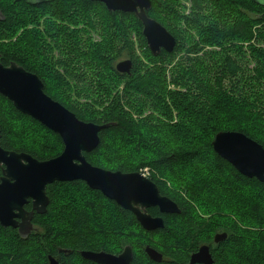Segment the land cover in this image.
I'll return each mask as SVG.
<instances>
[{"label": "trees", "instance_id": "obj_1", "mask_svg": "<svg viewBox=\"0 0 264 264\" xmlns=\"http://www.w3.org/2000/svg\"><path fill=\"white\" fill-rule=\"evenodd\" d=\"M51 1L55 0H0V9L3 12V18L0 17V35L15 23L25 24L22 16L17 15L18 8L22 5L40 7L51 4ZM64 1L55 2L62 3L60 5L65 12L76 11L79 7H85V10L93 8L100 16H107L112 20L113 27H108L109 30L104 32L105 36L107 32L112 33V38H105L108 44L112 41L107 48L109 55L105 58V64L94 59L97 60V66L94 67L102 69L98 70L101 74L108 72L113 81H118L113 88H103V84L101 85L107 92L112 91V98L98 106L100 109L94 108L90 113L65 102L61 95L59 97L51 91L50 85L54 81L63 87L74 82L82 84L90 75V71L78 72L76 68L71 67L72 63L69 64L64 59H60L59 66L53 68L48 64L49 59L53 58L38 54L36 50L31 53L21 47L24 39L22 34L16 37V41L12 38H0L1 62L9 65L15 61L26 70L36 73L44 82L46 93L74 112L80 120L99 125L108 124L99 132L98 146L85 153L86 159L95 166L113 171L133 172L150 168V177L157 182L163 193L180 206V212L164 215L163 227L145 230L133 213L119 206L101 191L90 188L83 180L54 181L47 186L50 199L47 210L44 213L36 212L33 217L34 226L37 228L34 232L23 237L16 229L0 224V264H48V255L56 254L59 248L71 250L67 258L74 264H89L86 260L76 263L79 251L106 250L119 253L125 245H131L134 251L132 264H189L190 255L200 244L210 246L212 264H235L231 261L232 250L236 251L235 256L240 254L238 264H264V181L241 174L213 148V140L221 131L242 132L264 147V117L249 110L242 102L240 107L235 106L236 103L224 91H220L227 90L232 96L239 97L238 90L240 88L241 91L248 70L242 62L243 57L240 56L239 59L227 47L229 41L249 42L257 66L248 78L256 85L263 82L264 0H188V24H185L187 28L190 27L189 22L195 24L198 27V36L189 38L188 47L180 50L179 47L184 46L180 39L182 33H177L166 20L169 19L178 28L177 18L182 14L177 10V0H166L165 9L161 11L156 10L157 2L152 0V7L147 14L162 23L177 41L174 51L170 53L162 50L157 55L150 50L143 35V24L134 13L110 11L103 2L96 0ZM215 5L226 10L231 9V16L234 14L237 20L225 28L205 24L203 21L209 16L206 11L208 8H215ZM83 22L82 28L73 30L76 31L73 35L76 42L82 37V44L87 42L82 45L81 53L77 49L78 53L72 55V59L79 60L80 64L82 61L86 64L88 56L93 55L92 52L98 49L102 55L106 48V40L103 37L95 43L94 40L88 42L96 35L95 25L86 15ZM114 27L118 30L115 31ZM132 34L136 35L137 41L132 39ZM137 47L155 64L150 69L144 70L138 65L141 55L138 54ZM90 48L92 50L89 55L87 52ZM177 51L179 59L182 60L177 62V66L183 61L190 62L192 67L187 72L193 82L201 83L200 87L204 84L209 91L211 87H215L216 91H220L217 95L227 100L226 103L214 102L216 110L209 113L200 112L197 107L194 112L185 105L183 98L172 93L167 87V72L170 70L157 66L156 62L162 57L175 55ZM240 51L243 52L242 49ZM200 53L212 58L209 62L203 61ZM122 58L132 61L130 73L117 69V64ZM54 59L56 60V57ZM116 62L118 63L115 64ZM84 64L81 66L86 68ZM196 64L202 67L197 68ZM89 69L93 74L95 68ZM204 72L209 77L207 81H201V76H198ZM167 98L170 100L167 101ZM176 109H179L182 121L191 115L196 122L193 120L190 126H184L182 122L178 124V121H172V113ZM22 119L35 124L33 126L42 134L40 140H35L31 135L27 140L23 139L22 135L31 134L34 130L31 127L29 132L23 133ZM192 126L196 133L185 142H176L168 135L186 131ZM0 130V142L4 148L27 152L41 160L55 157L64 149L63 140L56 132L17 110L1 93ZM209 158L213 159L214 167H217L220 173L219 185L213 184L207 176L192 177L186 167L189 162L198 160L201 163ZM177 167L183 179L180 184L178 180L172 184L169 176ZM2 168L0 165V177ZM205 193L217 199L228 194V205L232 206V209L225 208L226 205L208 206L204 200L206 198L202 197ZM26 207L31 208V202ZM111 207L123 218V225L119 228L114 227V223L110 224L112 218L108 219V215L112 213ZM207 208L211 209V212H206ZM127 227L136 229L138 234L145 238L139 240V243H134V240L129 238L130 232L124 229ZM218 230L226 232L227 237L215 243L214 235ZM111 233L117 238L115 242H110L104 237ZM146 245L160 251L165 259L160 262L150 259L144 250ZM250 251L254 253L256 263L247 256Z\"/></svg>", "mask_w": 264, "mask_h": 264}, {"label": "water", "instance_id": "obj_2", "mask_svg": "<svg viewBox=\"0 0 264 264\" xmlns=\"http://www.w3.org/2000/svg\"><path fill=\"white\" fill-rule=\"evenodd\" d=\"M103 2L108 10L134 13L143 24V35L153 54L162 50L174 51L176 37L147 11L152 0H96ZM132 61L127 59L117 64L120 72H131ZM0 93L14 107L39 121L63 140L64 149L52 158L41 160L27 152L6 149L0 142V224L19 229L25 237L32 232L34 212L44 213L50 199L47 186L54 181L83 180L90 188L101 191L120 206L131 210L141 226L155 230L164 226L162 217H153L147 207L157 205L163 212H180L178 204L164 196L156 183L140 171L122 172L108 170L91 164L85 156L99 142V132L108 126L80 120L74 112L45 91L42 79L22 65L13 61L4 65L0 61ZM1 138V130H0ZM217 154L232 164L241 174L264 181V147L258 141L239 131L218 132L213 140ZM31 200L32 210L25 205ZM227 233L214 236V242L226 239ZM150 259L161 261L162 253L147 245ZM84 257L102 264H131L133 252L126 246L119 255L106 252L83 251ZM212 264L209 245H202L190 256L189 264ZM50 264H59L50 257Z\"/></svg>", "mask_w": 264, "mask_h": 264}, {"label": "rangeland", "instance_id": "obj_3", "mask_svg": "<svg viewBox=\"0 0 264 264\" xmlns=\"http://www.w3.org/2000/svg\"><path fill=\"white\" fill-rule=\"evenodd\" d=\"M55 1L54 2L51 1V4L43 5L40 7L39 6L31 7V5L28 6L22 5L21 7H19L18 8L19 12L17 13V15L19 17L22 16L21 19L25 20L23 21L25 24L15 23V25L9 28L6 32H2L0 38L1 39L12 38L13 41H16V37L22 34L24 36V39L21 47L26 50L28 49L31 53L36 50L38 54L42 53L43 56L45 57L53 58V59H49L48 61V64H50V66H52L53 68L59 66V63L61 62L60 59L62 60L64 59L68 61L69 64L72 63L73 65H71V67L76 68L78 72L90 71V75L86 77L87 78L86 81L83 82L82 84H79L80 87L77 84V82H74L73 84L70 83L71 85L70 84L67 85L66 83L67 86L63 87L62 85H59L55 81L49 87L52 92H55V94H57L58 96L61 95V99H63L65 102L71 104L72 106L78 108L79 110L81 109L86 113H90L94 108L100 109L98 108V106L104 104L109 98H112L113 96L112 91L107 92L106 89L103 88H108V87L113 88L114 84L118 83V81H113V78L108 72L104 71L102 72L103 74H101L98 70H102V69L100 68L97 69L96 67H94L97 66L96 65L97 60H99L101 64H105V58H107V55H109V50L107 48L112 44V41L109 42L108 44V41L105 38H107L108 40L112 38V33L110 34L107 32L105 36L104 32L109 30L108 27H113L111 26L112 20L107 16H100L97 10L93 8L85 10L84 9L85 7H79L76 11L74 10V11L65 12L63 11L64 8L60 5L62 3ZM155 1L157 2L156 10L161 11L165 9L164 3L166 0H155ZM189 6L190 3L188 0H177V8H178L177 10L179 13L182 14V16L177 18V21L179 23L178 28L176 24L172 23V21L166 18L167 22L172 24L173 29L177 33L179 32L182 33V37L180 39L181 42L182 41L184 42V46L179 47V50L188 47L189 38H191L192 36L194 37L198 36V27H196L195 24H192L188 21L190 27L187 28L186 25L188 24L186 19L188 18L187 9ZM84 10H85V15L89 19H91V21H93L95 25L94 33H96V35H94L93 39L90 38L89 39L90 41L88 42H92V40H94L95 43L97 40H99V38L102 40L103 37L106 40V43L104 44L106 48L102 55L98 52L97 49L96 51L92 52L93 53L92 56L90 55L92 48H90L89 51L87 52V54L90 55L88 56L89 57L88 61L86 62V64H84V62L82 61L80 64L79 60L74 61L72 59V55L77 54L78 51H80L81 53L83 51L82 45L86 44L87 42L82 44L83 37L79 42H76L75 37H73L76 31L73 30H78L83 27V23H84L83 18L85 16ZM206 13L210 17L207 16V20L203 22L205 24L215 25V27L218 28H225L226 25L228 27L233 21L237 20V17L234 14L231 16V9L227 8L226 10L224 7L218 5H215V8H208ZM218 21H221V23ZM114 30L116 31L118 29L114 27ZM132 39L137 41L135 34H132ZM227 47L230 48V50L233 51V53H235L239 57V59L240 56L241 58L243 57L242 62L244 65H246L248 70L246 72L245 83L242 86L241 91L240 88L238 90V93L240 94L239 97L232 96L227 90H220V91H224L227 94V96L237 104V105L234 104L235 106L240 107V102H242L245 106L248 107L249 110L264 117V92H263L264 78H263V82L257 85L248 78L252 74V72L254 73V69L257 66L256 60L252 57V53H251V50L253 49H251L249 42H240L238 40L234 42L229 41ZM77 49L78 51H76ZM240 49H242L243 52H241ZM137 52L139 55H141L140 56L141 61L138 64L141 69L148 70L155 65L148 56L143 55L141 53V49L139 47H137ZM94 54H96L97 56H94ZM168 56L160 58V60L156 62V65L166 67L168 70H170L167 72V81L171 84L167 82L168 83L167 87L170 90H172V93L174 95L183 98L186 101L185 105L189 109L195 112V108L197 107L198 111L209 113L211 110H216L215 109L216 105L214 104V102H218V103L227 102V100L217 95L220 91H216L214 89L215 87H211L209 91L204 87V84L203 87H200L201 83L195 84L193 82V80L191 79V77L187 72V70L192 67L190 62L183 61L181 65L177 66V62L182 61L179 59L180 56L178 55V51L176 52L175 55L173 54ZM199 56L203 57V61L205 60L207 62H209V59L212 58L210 55L209 56L203 55V53H200ZM54 57H56V60L54 59ZM94 59L97 60L94 61ZM124 60L127 59L120 60L119 62ZM117 63L118 62H116L115 64ZM83 64L86 68L81 66ZM78 65L80 66L78 67ZM196 67L198 68L202 66L196 64ZM89 68H95L93 74L91 73V70ZM59 69L61 70L60 67ZM205 70H207V68H205ZM60 72L62 73V71ZM198 76L199 77L201 76L200 77L201 81H207L206 79L209 78L205 72ZM206 83L210 84L211 82H206ZM102 84H103V88H101ZM208 92H210L211 94ZM168 100L170 99L167 98V101ZM178 112L179 109L173 111L172 113L173 117L171 119L172 121L174 122L178 121V124L182 122L184 126H190L193 123V120L195 121L194 116L191 115H189L190 117H187L185 120L182 121L181 120L182 116H179ZM25 121L28 120L22 119L21 122V124H23L22 132L23 133L29 132V129L31 127L32 130L34 131L31 134L22 135L23 139L27 140L29 138L28 136L31 135L34 136L35 140H38V138L40 140L42 138V134L38 129L34 127L35 124L32 122L34 125L33 126L31 123H28L30 121L28 122ZM196 127L198 128L197 125ZM192 128H194V126H192L190 129H187L186 131H177L174 132L173 134H168V133L167 134L169 135V137L171 136L170 138H173L176 142H185L187 139H189L191 135L193 136V134L196 133V130ZM214 165L215 163L213 159L209 158L207 161L205 159V161L201 163L198 160L195 162L193 161L189 162L187 163L186 167L189 170L188 172L192 177L198 178L200 177V175L207 176L208 180H210L213 184L215 183L216 185H219L221 182L219 180L220 173L219 171H217V167H214ZM141 172L144 173L146 176H149L152 173V171L148 167L142 169ZM172 172L173 173H171V175L169 176V179H171L170 182L172 183L178 180V184H180L179 182L183 179L182 178L183 175H180L179 173L181 172L180 169L177 167L176 170H172ZM202 197L206 198L204 200L208 203V206L222 207L226 205L225 208L232 209V206L228 205L230 201L228 194L218 199L212 197L211 195L209 196L208 193L203 194ZM111 208L112 209L110 211H112V213L108 215L109 216L108 219L112 218L111 219L112 222L110 221V224L112 225L114 223V227L119 228L121 227V225H123L122 222L123 218L122 216H119V213H117V211L113 207ZM205 211L209 213L211 212V209L207 208L205 209ZM115 222H119V224L116 225ZM131 228L127 227L124 229L125 231L130 232L129 238L134 240V243L136 242L139 243L140 241L143 240V238H145L143 236H140L136 229H131ZM221 232L224 231L218 230L215 232V234ZM104 237L106 239H109L110 242H115L117 240V238L113 236V233L105 235ZM244 250L246 251L247 249ZM249 250L253 251V249H249ZM252 251L248 252L247 256L251 257V260L255 261L254 253ZM231 252H232L230 253V255L232 256L231 261H233V263L235 264H238L240 259V254L235 256V254H237L236 251L232 250Z\"/></svg>", "mask_w": 264, "mask_h": 264}, {"label": "flooded vegetation", "instance_id": "obj_4", "mask_svg": "<svg viewBox=\"0 0 264 264\" xmlns=\"http://www.w3.org/2000/svg\"><path fill=\"white\" fill-rule=\"evenodd\" d=\"M0 17H2L3 18V12L1 11V9H0ZM1 61V60H0ZM19 64V63H18ZM7 66V65H6ZM145 175V174H144ZM147 177H149L150 179H152L151 177H150V175L149 176H147ZM152 181H154L155 183H156V185L158 186V184H157V182L155 181V180H153L152 179ZM158 188H159V186H158ZM159 190H160V188H159ZM160 193L162 194V195H164V196H167V197H169V198H171L170 196H168L167 194H165V193H163L161 190H160ZM172 199V198H171ZM112 200V199H111ZM173 200V199H172ZM114 201V200H113ZM30 202H31V200H30ZM28 204V203H27ZM27 204L25 205V208H26V210L27 211H31L33 208H32V203H31V208H29V207H26L27 206ZM119 205V204H118ZM120 206V205H119ZM179 206V205H178ZM122 207V206H121ZM122 208H124V207H122ZM179 208H180V206H179ZM124 209H126V208H124ZM126 210H129V209H126ZM131 213H133L131 210H129ZM146 211L149 213V214H151L153 217H162L163 219H164V215H167V214H171V213H175V212H163V211H161V209H160V207L159 206H157V205H154V206H150V207H147L146 208ZM35 213L36 212H34V214H33V216H32V219H31V222H32V224H33V229H32V232H34V230L35 229H37L35 226H34V223H33V217H34V215H35ZM38 213V212H37ZM178 213V212H177ZM134 214V213H133ZM134 216H135V214H134ZM135 218H136V216H135ZM137 219V218H136ZM139 222V221H138ZM141 225V224H140ZM3 227H12V226H3ZM12 228H14V227H12ZM14 229H16L17 230V232L19 233V229L18 228H14ZM146 230V229H145ZM31 232V233H32ZM20 234V233H19ZM30 234V233H29ZM28 234V235H29ZM202 245H204V244H200L199 246H198V248L196 249V251H198V249L202 246ZM206 245H208V244H206ZM126 246H130L131 247V245H125L124 246V248L126 247ZM146 247H147V245L144 247V250H145V252H146ZM124 248L122 249V251L124 250ZM154 248V247H153ZM131 249H132V247H131ZM83 251H90V252H95V253H97V252H106V253H111V254H114V255H119L122 251H120L119 253H112V252H109V251H106V250H81V251H79V257H76V260H77V262L76 263H78V262H81V260H86L89 264H102V263H99V262H97V261H95V260H93V259H90V258H87V257H84L83 255H82V252ZM196 251H194V252H196ZM132 252H133V258H132V261H131V264H132V262H133V259H134V251H133V249H132ZM211 252V251H210ZM71 253V250H67V249H62V248H59L58 249V251H57V253L56 254H54V255H52V254H49L48 255V264H50V257H53L59 264H74L72 261H70L67 257L69 256V254ZM147 254V253H146ZM162 256H163V259L162 260H164L165 259V257H164V255L162 254ZM191 256V255H190ZM149 257V256H148ZM75 259V258H74ZM161 260V261H162ZM157 262H160V261H157ZM195 264H203V263H195Z\"/></svg>", "mask_w": 264, "mask_h": 264}, {"label": "built area", "instance_id": "obj_5", "mask_svg": "<svg viewBox=\"0 0 264 264\" xmlns=\"http://www.w3.org/2000/svg\"><path fill=\"white\" fill-rule=\"evenodd\" d=\"M144 174V173H143Z\"/></svg>", "mask_w": 264, "mask_h": 264}]
</instances>
